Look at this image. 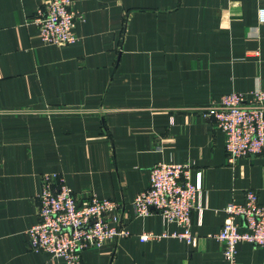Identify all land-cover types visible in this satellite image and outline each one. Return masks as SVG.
<instances>
[{
  "label": "crops",
  "instance_id": "1",
  "mask_svg": "<svg viewBox=\"0 0 264 264\" xmlns=\"http://www.w3.org/2000/svg\"><path fill=\"white\" fill-rule=\"evenodd\" d=\"M70 1L77 41L46 45L31 22L43 0H0V264H58L28 243L47 173L77 199L123 207L131 235L85 249L82 264H228L215 238L224 209L248 190L264 204V153L230 165L199 110L264 91V0ZM160 163L201 174L194 243L132 211ZM146 232L168 236L140 241ZM235 259L264 264V249L241 242Z\"/></svg>",
  "mask_w": 264,
  "mask_h": 264
},
{
  "label": "built area",
  "instance_id": "2",
  "mask_svg": "<svg viewBox=\"0 0 264 264\" xmlns=\"http://www.w3.org/2000/svg\"><path fill=\"white\" fill-rule=\"evenodd\" d=\"M81 18L72 10L70 0H43L31 22L37 27L42 43L70 45L77 41L74 27ZM199 114L224 134L230 165L242 157L264 153V91L228 93L219 103L199 110ZM192 173L193 167L188 164L153 166L147 189L131 203L134 215L144 217L156 212L165 222L180 228L170 236L194 243L191 214L199 208L196 203L202 187L201 174L198 172L193 182ZM40 181L37 222L28 231L32 250L48 253L58 264H82L81 253L85 249L99 248L108 241L131 235L119 227L122 205L95 195L77 199L57 173L43 174ZM224 212L223 225L215 238L228 264H236L237 245L241 242L264 249V204L256 191H246L242 203L231 202ZM167 236L146 232L138 238L145 242Z\"/></svg>",
  "mask_w": 264,
  "mask_h": 264
}]
</instances>
